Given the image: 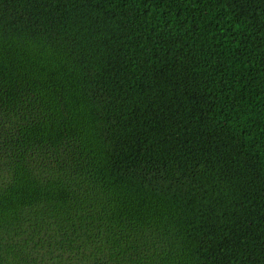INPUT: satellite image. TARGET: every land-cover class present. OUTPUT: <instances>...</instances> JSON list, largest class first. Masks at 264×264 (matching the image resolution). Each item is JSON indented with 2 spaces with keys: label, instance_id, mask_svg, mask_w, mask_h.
I'll list each match as a JSON object with an SVG mask.
<instances>
[{
  "label": "trees",
  "instance_id": "1",
  "mask_svg": "<svg viewBox=\"0 0 264 264\" xmlns=\"http://www.w3.org/2000/svg\"><path fill=\"white\" fill-rule=\"evenodd\" d=\"M0 264H264V0H0Z\"/></svg>",
  "mask_w": 264,
  "mask_h": 264
}]
</instances>
